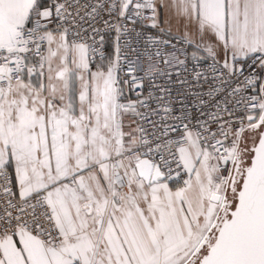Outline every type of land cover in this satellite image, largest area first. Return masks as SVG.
<instances>
[{"label":"snow or ice","instance_id":"snow-or-ice-1","mask_svg":"<svg viewBox=\"0 0 264 264\" xmlns=\"http://www.w3.org/2000/svg\"><path fill=\"white\" fill-rule=\"evenodd\" d=\"M0 264H264V0H0Z\"/></svg>","mask_w":264,"mask_h":264}]
</instances>
